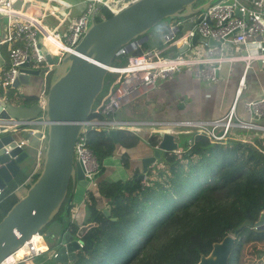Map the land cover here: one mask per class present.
Segmentation results:
<instances>
[{
	"label": "trees",
	"instance_id": "16d2710c",
	"mask_svg": "<svg viewBox=\"0 0 264 264\" xmlns=\"http://www.w3.org/2000/svg\"><path fill=\"white\" fill-rule=\"evenodd\" d=\"M205 1L196 0L193 5ZM165 30L166 24L157 30L148 29V37L140 46L115 55L111 64H124L128 55L150 48L160 49L161 54L177 53L175 45L165 46L162 41ZM115 76L106 73L96 99L107 91ZM2 89L0 97L7 101L31 103L37 99V94L21 93L13 86ZM94 114L92 111L91 116ZM140 139L137 132L127 128L118 129L117 142L102 128L87 129L86 144L100 163L97 175L104 171V159L117 146L124 148L120 159L128 167L126 149L136 146ZM189 139L179 145L180 154L161 150L160 158L148 166L143 179H135L141 166L123 178L99 179L97 191L106 198L110 215L97 205L95 191L86 188L88 215L81 224L76 223L72 218L74 184L70 181L53 220L76 236L81 245L74 258L63 264H196L200 255L208 253L212 243L227 233L235 236L228 264H264V227L238 228L244 219L256 221L264 211V138L243 140L229 133L225 139L210 140L205 133L195 131ZM158 141L156 132L147 137L152 149ZM25 178L19 171L2 189L0 219L19 198L14 190ZM81 226L84 229L77 235ZM46 229L48 225L41 232ZM45 239L48 250L33 257L36 263L53 258L49 254L55 236L53 242Z\"/></svg>",
	"mask_w": 264,
	"mask_h": 264
},
{
	"label": "water",
	"instance_id": "95a60500",
	"mask_svg": "<svg viewBox=\"0 0 264 264\" xmlns=\"http://www.w3.org/2000/svg\"><path fill=\"white\" fill-rule=\"evenodd\" d=\"M195 1L133 0L104 19L96 20L92 16L82 37L74 46L75 51H65L58 63H55L50 52L39 49L45 53L47 61L52 63L55 69L44 95L43 107L37 101L15 103L0 97V118H36L42 112L41 115L46 121V143L41 169L26 191L0 219V264L4 257L46 225L48 229L44 235L49 241L53 242L54 233L60 234L61 243L53 258L61 264L74 258L75 251L81 245L80 240L69 231L62 230L61 223L53 220V216L66 196L70 181L74 186L76 183L83 187L88 184L80 161L74 158V143L84 121L91 113L95 99L103 89L107 66L121 48L128 52L133 49L132 44L140 45L148 37L146 33L148 29L157 30L164 26L166 17L197 13L206 9L212 0H206L197 6L193 5ZM41 5L51 7L47 10L42 9L44 11L42 21L48 26L55 25L49 15L65 17L66 11L60 5L49 4L47 0H42ZM235 13L241 15L238 9ZM202 15L200 13L195 21H186L180 32L185 33L191 29ZM0 22L3 23L1 35L4 38L7 16L1 11ZM190 42L218 43L209 35L202 34L197 26L192 28ZM185 48L186 44L179 50ZM20 70L12 83L16 88L21 84H27L32 76L42 73L40 68L31 66L28 60L22 64ZM4 126L0 122V189H3L21 170V161L28 154L25 148L16 146V138L12 132L1 131ZM103 130L117 142L118 129ZM174 136V133L168 130L161 134L152 153L142 157L141 172L135 179L144 178L148 166L160 157L161 150H174L177 147L178 142ZM103 213L110 215L106 207L103 208ZM245 225L264 227V211L256 221L244 219L238 228ZM83 229L84 226H81L77 235H80ZM234 241L235 236L227 233L220 240L214 241L210 251L201 254L196 264H228V256Z\"/></svg>",
	"mask_w": 264,
	"mask_h": 264
},
{
	"label": "built area",
	"instance_id": "2783aa9c",
	"mask_svg": "<svg viewBox=\"0 0 264 264\" xmlns=\"http://www.w3.org/2000/svg\"><path fill=\"white\" fill-rule=\"evenodd\" d=\"M54 1L61 7L70 5L67 0ZM132 1L85 0V8L72 20L64 39H61L58 32L50 29L36 14L15 7L13 0H0V11L7 16L6 36L0 39V43H5L8 51L7 63L0 67V88L12 86L15 76L21 72L20 67L25 61L28 60L30 64L31 62H46L44 68H40L43 81L36 99L43 107L45 104L44 95L48 89L47 76L54 70L53 64L47 61L44 52L56 55L55 63H58L65 51H75L74 46L82 37L92 16L96 20L104 19L107 17V12L111 14L117 12ZM263 8L264 0H212L204 10L185 16H173L166 22V30L162 33V41L165 46L175 45L179 41L180 47L186 44L184 50H179L175 54H161L160 49L150 48L138 54L128 55L124 64L107 66V72L115 73L116 76L107 91L96 99V103L94 102L91 112L94 111L95 114L91 116L90 113L84 121L74 143V158L80 161L84 177L88 180L86 188H91L95 184L96 175L100 170L99 160L86 144V131L89 128H127L135 131V126H147L151 133H158L160 139L165 130L176 134L180 126H191L196 131L205 133L210 140L225 139L232 128L264 130V124L259 120L264 116V96L245 102V108L250 114L249 118L241 117L236 113V100L233 101L226 113L212 119L135 120L117 116L121 107L135 94L155 86L159 80L172 77L175 72L183 68L192 70L197 78L215 81L218 78L220 65L225 59L244 61V72L237 88V93H239L244 84V75L249 64L254 60L264 62ZM236 9L241 12V15L235 13ZM200 13L203 14L200 20L194 22L191 29L177 36L183 24L186 21H195ZM194 26H197L202 34L209 35L218 43L196 42L192 44L190 34ZM132 45L133 49L140 46L139 44ZM40 48L44 52H40ZM232 48H235V51H230ZM241 48L242 51H240ZM125 52L126 50L121 48L118 54ZM31 66L33 65L31 64ZM0 122L5 125L1 129L4 132L21 129L34 133L36 129L32 125H42V128L37 131L38 143L35 148V160L38 164L43 157L45 148L43 140L46 138L44 130L46 121L43 115L40 114L36 118H0ZM28 142L29 138L26 135L16 139V146L25 148L24 146ZM173 151L180 154L182 149L177 145ZM1 192L2 189H0V197ZM36 233L46 243V247L38 246L34 237L35 233L32 234L27 240V253L20 259L25 264H32L29 259L48 250L45 232L38 231ZM55 238L59 240L58 244L61 243L60 234H56ZM56 250L57 247H53L49 255L53 256Z\"/></svg>",
	"mask_w": 264,
	"mask_h": 264
},
{
	"label": "crops",
	"instance_id": "0c3cea01",
	"mask_svg": "<svg viewBox=\"0 0 264 264\" xmlns=\"http://www.w3.org/2000/svg\"><path fill=\"white\" fill-rule=\"evenodd\" d=\"M41 1L42 0H16L14 1V6L22 9L20 6L23 2H33L31 4L29 3L28 7L22 10L34 13L42 20V15L44 14L42 9L44 8V10H47L48 8L51 9V7L42 6ZM47 1L49 4H56V1L54 0ZM78 14H76L74 17H71L66 12L65 18L66 16L68 17L66 19L70 24ZM2 25L3 23L0 22V39L3 38L1 35ZM175 46L179 49L180 42L177 41ZM230 51H235V48L230 49ZM240 51H242V48ZM7 56L8 51L6 44L0 43V67L7 63ZM244 65V61L240 59L223 60L218 70V78L215 81H207L197 78L193 74L192 70L183 68L175 72L172 77L159 80L155 86L141 90L133 97L139 94L145 96L149 91L150 94L148 96H152L151 91L155 89L157 92L155 101L158 102V118L160 119L199 120L216 118L226 113L234 100H236V113L241 117L249 118L250 114L245 108V102L249 99L264 96V62H261L260 60H254L249 64L245 71L244 84L240 92L237 93L239 80L244 72ZM42 80L43 75L42 77L40 74L37 76H32L27 84H21L17 89L21 93L38 94ZM123 106L117 113V116L119 117L135 120L152 119L139 116L136 113V110L127 107L123 108ZM122 114H125L127 117H123ZM158 118L155 117L154 119ZM259 120L264 124V116ZM181 127L182 126L178 128V131L181 130ZM192 129V133L196 131V129ZM135 131L139 134L141 139L136 146L126 149L130 156L129 166L125 167L122 164L119 157L122 151H124V148L117 146L113 154L104 159L103 163L105 169L100 175H96L95 184L91 186V188L95 191L97 205L102 209L104 207L107 208L106 198L98 193L96 186L97 181L102 178L116 179L131 175L135 166H139V164L141 166L142 157L152 153V148H150L147 143V137L149 134H151L150 128L147 126H135ZM14 132L15 131H12V134L16 139L24 137H16ZM230 134L240 137L243 140H249L255 136L264 138V130L232 128ZM174 139L178 142L176 136H174ZM121 169H125L123 176L121 174L118 175L117 173V171L121 172ZM85 189L86 187L80 186L78 183H76L74 186L72 218L78 224H81L88 215L87 207L84 202ZM41 245H43L42 242Z\"/></svg>",
	"mask_w": 264,
	"mask_h": 264
},
{
	"label": "rangeland",
	"instance_id": "374dc122",
	"mask_svg": "<svg viewBox=\"0 0 264 264\" xmlns=\"http://www.w3.org/2000/svg\"><path fill=\"white\" fill-rule=\"evenodd\" d=\"M67 1L70 2V5L69 6H64L63 9L71 17H74L76 14L80 13L85 8V6H86L85 0H67ZM33 2H23L20 7L22 9H26L28 7L29 3L31 4ZM49 17L51 18L52 23L55 24L54 26L49 25L50 29H54L55 31H57L58 34H59V36H60V38L61 39H64L65 33L67 32V30L69 28V25H70L69 24V21L64 16H61V15H60L59 18L57 16H55L54 14L51 15V16L49 15ZM166 20L168 21V17H166ZM53 58H54V60H56L57 59V56L54 55ZM31 64L33 66H35V67H38V68L43 69L44 66L46 65V62H42V63L31 62ZM53 71H51V73L47 76V85H49L50 76L53 73ZM42 75L43 74L41 73L40 76L42 77ZM9 87L3 88V89H6L7 90ZM41 88H42V82L40 84L39 90ZM6 90H4V93H6ZM149 92L146 93L145 96H143L142 94H139V95L131 98L129 101H127L124 104L123 108L127 107V108H130V109L136 110V113L139 116H142V117H145V118H152V119H154L155 117L158 118L159 117V115H158V102L155 101L156 100V93L157 92L154 89V90L151 91V95L152 96H148L150 94ZM95 103H96V99H95ZM147 108H148V110H147ZM40 114H42V112L39 113V115ZM122 116L123 117H127L125 114H122ZM158 119H160V118H158ZM32 127H34L36 129V132L30 133L28 130H21V129H18V130H16L14 132V134L16 135V137H21V136H26L27 135V137L29 138V142L24 146L25 149L28 151V154L21 161V170H20L21 173L24 176H26V178L14 190L15 193L18 196L22 195L26 191V189L28 187V184L31 183V181L33 180L34 175L40 171L41 164H42V160H43V157H42L39 160L38 164H36V160L34 158L35 157V152H34L35 151V146L38 143V141H37V131L42 128V125L35 124V125H32ZM44 130L46 131V127L45 126H44ZM192 131H193V129H192L191 126H182L181 127V130L178 131L175 134V136H176V138L178 140L179 145L182 146L183 143L185 141H187L191 137ZM45 143H46V138L43 140V144L44 145H45ZM119 159H120V157H119ZM139 166H140V164H139ZM124 172H125V169H121V172H118L117 171L118 175L121 174L122 176H123ZM106 180H108V178H106ZM82 191H83V189H82ZM44 227H46V226H44ZM55 236H56V234H55ZM38 238H39V236H38ZM58 241L59 240L57 238H55V241H54V244H53L54 246L53 247H57L58 248L60 246V244H58ZM29 260H30V262L32 264H56V263H59L60 264V262L58 260H55L54 258H52V259L51 258L50 259H46L44 261H41L40 263H36V259H34V258H31Z\"/></svg>",
	"mask_w": 264,
	"mask_h": 264
},
{
	"label": "bare ground",
	"instance_id": "6f19581e",
	"mask_svg": "<svg viewBox=\"0 0 264 264\" xmlns=\"http://www.w3.org/2000/svg\"><path fill=\"white\" fill-rule=\"evenodd\" d=\"M34 237L37 240L38 246H41L42 248L46 247V243L42 241L40 236L38 238L37 233H35ZM41 242L43 243V245H41ZM26 253H27V241L24 244H22L20 247L16 248L13 252L9 253L6 257H4L3 260L1 261V264H10L12 262H16L21 258H23Z\"/></svg>",
	"mask_w": 264,
	"mask_h": 264
}]
</instances>
